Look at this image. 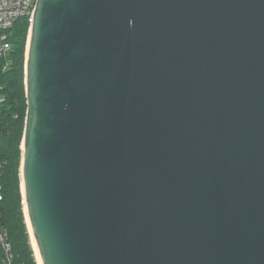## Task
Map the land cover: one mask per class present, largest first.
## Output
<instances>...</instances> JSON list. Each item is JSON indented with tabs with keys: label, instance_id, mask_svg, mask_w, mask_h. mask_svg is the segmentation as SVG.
I'll return each mask as SVG.
<instances>
[{
	"label": "water",
	"instance_id": "obj_1",
	"mask_svg": "<svg viewBox=\"0 0 264 264\" xmlns=\"http://www.w3.org/2000/svg\"><path fill=\"white\" fill-rule=\"evenodd\" d=\"M24 68L42 264H264V0H36Z\"/></svg>",
	"mask_w": 264,
	"mask_h": 264
},
{
	"label": "trees",
	"instance_id": "obj_2",
	"mask_svg": "<svg viewBox=\"0 0 264 264\" xmlns=\"http://www.w3.org/2000/svg\"><path fill=\"white\" fill-rule=\"evenodd\" d=\"M28 30L27 19L17 20L7 33L9 50L5 57L0 58V185L3 195L0 203V228L8 235L13 264H34L22 210L20 186V145L26 113L24 64Z\"/></svg>",
	"mask_w": 264,
	"mask_h": 264
},
{
	"label": "built area",
	"instance_id": "obj_3",
	"mask_svg": "<svg viewBox=\"0 0 264 264\" xmlns=\"http://www.w3.org/2000/svg\"><path fill=\"white\" fill-rule=\"evenodd\" d=\"M36 0H0V58L5 57L9 46L6 43L7 33L19 19L31 22ZM0 185V203L2 202ZM14 257L8 235L0 228V264H13Z\"/></svg>",
	"mask_w": 264,
	"mask_h": 264
},
{
	"label": "bare ground",
	"instance_id": "obj_4",
	"mask_svg": "<svg viewBox=\"0 0 264 264\" xmlns=\"http://www.w3.org/2000/svg\"><path fill=\"white\" fill-rule=\"evenodd\" d=\"M21 150H22V145H21ZM20 174H21V171H20ZM20 179H21V185L20 186H21V194H22V210H23V214H24V218H25V224H26L27 231H28L29 238H30L29 240H30L31 248L33 250L35 263L36 264H42L38 250H37V247H36V244H35V241H34V238L32 236L31 229H30V225H29V221H28V217H27L25 200H24V190H23V185H22V177Z\"/></svg>",
	"mask_w": 264,
	"mask_h": 264
},
{
	"label": "rangeland",
	"instance_id": "obj_5",
	"mask_svg": "<svg viewBox=\"0 0 264 264\" xmlns=\"http://www.w3.org/2000/svg\"><path fill=\"white\" fill-rule=\"evenodd\" d=\"M27 22H28V25H29V28H30V21L27 19ZM29 31V30H28ZM27 38H28V36H27ZM21 196H22V194H21ZM30 244V243H29ZM30 249H31V247H30ZM32 253V252H31ZM32 259H33V263L35 264V261H34V258H33V255H32Z\"/></svg>",
	"mask_w": 264,
	"mask_h": 264
}]
</instances>
